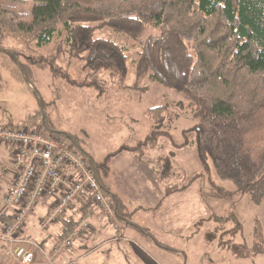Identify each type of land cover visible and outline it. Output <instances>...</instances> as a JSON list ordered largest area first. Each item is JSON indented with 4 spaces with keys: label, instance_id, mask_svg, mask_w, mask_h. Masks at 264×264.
<instances>
[{
    "label": "trees",
    "instance_id": "16d2710c",
    "mask_svg": "<svg viewBox=\"0 0 264 264\" xmlns=\"http://www.w3.org/2000/svg\"><path fill=\"white\" fill-rule=\"evenodd\" d=\"M104 28L135 40L149 32L137 72L187 95L200 118L194 143L203 172L214 169L219 180L234 185V193H251L260 206L264 199V0H0V41L17 36L45 46L65 36L71 51L87 54L91 69L127 76L124 48L95 37ZM48 63L53 75L69 85L102 93L98 80H73L52 61ZM164 109H149V119L162 125ZM163 134L153 132L142 146ZM65 135L82 150L76 138ZM134 150L121 148L102 164H94L95 170L106 175L111 157ZM184 189L170 187L166 196ZM115 201L116 217L130 223ZM161 206L162 202L157 208ZM152 239L159 247L179 253Z\"/></svg>",
    "mask_w": 264,
    "mask_h": 264
},
{
    "label": "rangeland",
    "instance_id": "374dc122",
    "mask_svg": "<svg viewBox=\"0 0 264 264\" xmlns=\"http://www.w3.org/2000/svg\"><path fill=\"white\" fill-rule=\"evenodd\" d=\"M151 32L156 34V31ZM148 35L147 31L135 40L111 28L95 32L96 38L111 40L124 48L129 59L127 76L111 70L97 72L91 69L87 54L71 51L65 36L59 35L45 46H37L34 42L17 36L6 37L0 41V125L7 128L42 126L44 133L54 132V135L69 141L64 133L70 132L83 139V149L92 157L94 151V157L100 164L106 157L104 155L112 149L122 145H136L153 132L170 134L174 143L179 146L188 143L187 146L178 148L175 160L177 165L171 183L188 188L193 174L200 169L202 180L193 182L192 189L202 188L207 204L224 223L216 224L211 219L195 227V230L205 234V239L210 241L198 245V250H201L199 255L188 256L186 259L185 254H181L183 251L179 254L154 251L157 260L160 264H264L259 205L251 193H234V185L229 181L219 180L214 169L209 173L203 172L196 148L192 144L196 141L200 118L195 107L190 106V99L183 92L152 82L146 73L137 72L142 43ZM48 61H52L55 67L62 68L73 80H98L103 88L102 92L109 93L108 96L112 98L107 101L117 103L120 100L121 106L115 105L112 109V106L98 105L93 96L95 88L69 85L62 78L53 75ZM118 94H122L120 98ZM161 106L165 107L162 125L150 121L147 114L148 109ZM159 137L160 135L147 145H153L156 151L160 150L164 140ZM142 144L143 142L139 143L138 147H143ZM13 159L12 148L0 142V213L7 212L4 196L14 175ZM99 174L102 180L106 179L103 170ZM86 220L92 231L90 218L86 217ZM114 223L117 226L114 228L119 229L120 224L116 220ZM218 240L221 244L231 241L229 245L235 242L243 246L242 250L246 253L238 259L228 250H216ZM169 245L178 249L185 247L180 246L178 241L170 242ZM203 247L206 256L202 258L200 253L203 252ZM34 250L37 251V248L33 249L35 258ZM53 258L45 253V264H55L56 258Z\"/></svg>",
    "mask_w": 264,
    "mask_h": 264
},
{
    "label": "crops",
    "instance_id": "0c3cea01",
    "mask_svg": "<svg viewBox=\"0 0 264 264\" xmlns=\"http://www.w3.org/2000/svg\"><path fill=\"white\" fill-rule=\"evenodd\" d=\"M108 95L109 93H100L97 89L93 94L98 105L112 106V109L115 105H120V100L117 102L118 104L114 101H107L112 99ZM121 95L118 94V97L120 98ZM52 133L54 134V132ZM64 134L76 138L78 146L82 149L79 150L81 156L89 159L93 165L100 164L94 157V151L92 157L88 151L83 149V139L70 132ZM159 139H163L164 143L158 151L153 145L139 148V143L145 140H141L136 145H122L112 149L107 155H104L106 157L102 162L110 154L123 147L137 148L134 151H122L111 157L105 180H102L98 175L110 200L114 204L117 200L122 214L127 215L126 218L130 223L144 229L148 234L118 217H116V221L118 225L120 224V228L115 229L114 224L106 220L105 214L92 201L89 194H80L71 203L64 216L46 230L41 231L39 221L51 212L50 201L42 199L29 214L23 231L25 237H30L39 244L37 251L34 250L35 258L32 264H45V253L52 255L53 259L56 258L55 264H160L155 252L161 253L168 250L159 247L152 238L179 251V253L183 251L184 253L181 254H185L186 259L188 256L199 255L201 250H198V245L210 243V241L205 239V234L195 230V227L197 228L201 223L211 219L216 224H223L224 221L216 216L213 209L207 204L202 188L192 189L194 183L202 180V174L199 175L200 169L197 171L198 173L193 174L188 188L185 187L183 191L166 196L168 188L179 187L178 184L171 183L174 168L177 165L175 160L178 145L167 133L160 135ZM70 142L72 141L70 140ZM192 144L195 146L194 142ZM73 146L77 149L74 144ZM14 153L15 149L12 148V155ZM196 176L198 177L195 179ZM161 202L162 206L157 208ZM86 217L90 218L93 226L92 231L90 229L81 230L77 233L81 218ZM10 221L11 217L7 212L0 213V223ZM259 222L264 242V199L259 206ZM71 235L73 236V245L55 253L54 248ZM221 238L225 239V237ZM177 241L180 246L185 245L184 249L169 245L170 242ZM225 242L221 244L218 240V244L215 245L216 250H228L227 252L233 253L234 257L238 259L239 257L241 259L243 253H246L242 250L243 246L241 247L235 242L229 245L232 243L231 241ZM238 248L239 250H237ZM179 253L176 252V254ZM200 255L202 258L206 256L204 247ZM0 264H13V258L10 255H1Z\"/></svg>",
    "mask_w": 264,
    "mask_h": 264
},
{
    "label": "built area",
    "instance_id": "2783aa9c",
    "mask_svg": "<svg viewBox=\"0 0 264 264\" xmlns=\"http://www.w3.org/2000/svg\"><path fill=\"white\" fill-rule=\"evenodd\" d=\"M0 142L15 149L14 175L4 197L10 222L0 223V256L10 255L13 264H32L36 241L23 235L29 214L42 199L49 200L51 212L39 221L46 230L64 216L80 194H89L106 220H116L115 204L103 189L92 162L81 156L72 143L54 134L44 133L42 126L7 128L0 125ZM86 218L80 228L89 229ZM73 245V236L54 248L62 251Z\"/></svg>",
    "mask_w": 264,
    "mask_h": 264
}]
</instances>
